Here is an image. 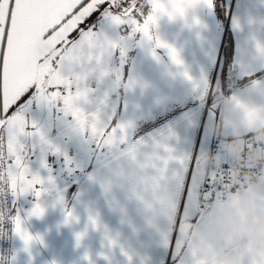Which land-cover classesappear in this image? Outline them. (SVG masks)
Returning <instances> with one entry per match:
<instances>
[{
  "label": "crops",
  "instance_id": "obj_1",
  "mask_svg": "<svg viewBox=\"0 0 264 264\" xmlns=\"http://www.w3.org/2000/svg\"><path fill=\"white\" fill-rule=\"evenodd\" d=\"M193 16L200 19V25L192 24ZM102 21L103 18L97 22V31ZM152 32L180 52L184 67L196 81L207 79L213 89L212 108L206 109V100L201 102L202 90H195L193 84L179 74L184 68L171 62L166 49L156 50L161 57L158 62L151 55L154 43L140 44L137 36L124 83L129 79L138 83L132 89L123 86L119 99L116 91H100V95L108 92V99L117 100L116 108L112 109L110 103L111 107L109 105L104 112L113 116L114 122L131 123L130 144L143 141L150 146L171 128L180 137L178 142L171 143L176 154L182 155L196 148L199 138V148L203 150L201 172L218 176L221 165L228 157L237 158L241 146L254 139L264 142V56L256 48L257 42L264 44V0H214L211 10L203 6L189 9L187 21L161 16ZM226 35L232 47L231 56L227 57L225 52L220 79L214 81ZM229 68L239 78V86L233 92L228 91ZM256 78L261 80L257 83L253 80ZM95 96L92 94V98ZM87 109L91 111V105ZM205 111L208 119L202 128L200 120ZM28 115L48 139L54 135L55 139L50 140L67 152L71 150L75 170L69 175L64 158L46 148L42 151L37 143L32 156L33 169L47 177L48 170L40 164L42 158L46 159L56 187L51 195L41 198L46 209L42 217L28 216L37 202L32 195L15 201L25 229L44 241L43 244L34 242L29 256L23 251V242L14 235L15 264H52L53 261L89 264L86 254L92 264H109L100 256L101 252L110 254L111 264H129L120 247L109 251L105 230L118 238L119 244L132 256V264H141L142 260H147V264H174L173 254L165 244L166 237L170 236V220L165 218L150 192L141 191L143 200L132 195L137 177L145 173L129 159L117 161L107 150L101 154L79 139L69 140L66 136L62 145L56 136L67 132L66 121L55 109L49 110L46 105L32 101ZM126 147L122 145L121 149ZM141 150L150 151V148ZM214 155L217 158L212 163ZM109 181V188L102 187ZM57 190L64 197L62 205L55 203ZM65 209L72 210L78 222L65 224ZM90 215L98 217L99 230L90 225ZM262 227L264 172L258 185L225 199H220L213 189L206 201L204 219L192 223L183 233L186 264L194 260L201 264H264V233L260 239L256 235L257 229ZM85 230L87 234L77 247L76 233Z\"/></svg>",
  "mask_w": 264,
  "mask_h": 264
},
{
  "label": "snow or ice",
  "instance_id": "obj_2",
  "mask_svg": "<svg viewBox=\"0 0 264 264\" xmlns=\"http://www.w3.org/2000/svg\"><path fill=\"white\" fill-rule=\"evenodd\" d=\"M147 3L150 11L145 14L144 0H0V239L7 235L4 223L10 220L13 234L23 242V251L29 256L33 243L43 244L44 241L25 229L15 201L32 195L37 202L28 216L42 217L46 209L41 198L51 195L56 187L46 159L42 158L40 164L48 170L47 177L33 169L32 156L37 143L42 151L46 148L53 155L63 156L69 175L75 170L68 152L48 139L38 123L29 118L31 102L35 101L63 115L69 140L79 139L101 154L107 150L117 161L127 158L145 173L137 177L132 195L143 200L141 191L152 194L155 204L171 222L170 236L166 237L165 244L173 254L174 264H186L183 233L192 223L204 219L206 201L217 179L224 178L225 172L218 176L201 172L203 150L199 148V138L197 147L191 152L177 155L171 141L178 142L180 137L171 128L150 146L143 141L130 144L131 123L114 122V117L104 112L108 107V92L94 111L82 107V104L92 103L90 95L95 90L85 85L90 76H95L98 83L111 78L114 89L121 85L132 89L137 85L134 79L124 83L121 68L130 43L139 36L140 44L154 43L151 55L158 62L161 57L156 50L166 49L171 62L184 68L179 74L190 81L195 90H202L201 102L206 100V109L212 108L213 89L207 79L196 81L184 67L180 52L154 36L152 29L161 16L187 21L189 9L203 6L211 10L214 0H147ZM100 18L123 35L113 39L104 31H97L96 22ZM192 24L200 25L201 21L193 16ZM256 48L264 56V44L257 42ZM117 54L121 65L114 67L111 62ZM253 80L258 83L261 79ZM207 119L205 111L200 120L202 128ZM122 145L127 147L122 150ZM142 147L150 151H142ZM228 167L224 165L225 170ZM110 186L111 181L102 184L106 189ZM55 203H64L58 190ZM65 215V224L73 220L78 222L72 210L65 209ZM89 223L99 230L98 217L90 215ZM105 231L109 251L120 247L132 264V256L119 244L118 238ZM86 234L87 230L76 233L77 247ZM100 256L111 264L108 252H101ZM16 259V253L10 257L0 254V264H15ZM85 259L92 264L87 254ZM141 264H147V260H142ZM192 264L201 262L194 260Z\"/></svg>",
  "mask_w": 264,
  "mask_h": 264
},
{
  "label": "built area",
  "instance_id": "obj_3",
  "mask_svg": "<svg viewBox=\"0 0 264 264\" xmlns=\"http://www.w3.org/2000/svg\"><path fill=\"white\" fill-rule=\"evenodd\" d=\"M228 91L233 92L239 86V78L233 73L232 68L227 70ZM217 156L212 157V163L216 162ZM228 169H224V165ZM225 172L222 179H217L216 186L213 188L220 199H225L240 191H244L260 183L264 172V142L260 139L248 141L239 149L238 157L233 159L228 157L221 165L219 174ZM11 221L4 223L7 235L0 239V254L6 257L13 255L14 234Z\"/></svg>",
  "mask_w": 264,
  "mask_h": 264
},
{
  "label": "rangeland",
  "instance_id": "obj_4",
  "mask_svg": "<svg viewBox=\"0 0 264 264\" xmlns=\"http://www.w3.org/2000/svg\"><path fill=\"white\" fill-rule=\"evenodd\" d=\"M146 9H149L150 10V6L148 5L147 3V0H144V12H148V10ZM100 30L99 31H104L109 37L115 39L117 38L119 35H123V33H118L114 28H112L108 22L106 20L102 21L101 22V26H99ZM226 41H225V37L223 39V46H222V51L219 55V58H218V62H217V70L215 72V78H214V81L215 79H220V75H221V69L224 68V65H225V61H224V57H225V52H226V45H225ZM135 51V41H132L128 47V50H127V54L126 56L124 57V62H123V65H122V68H121V74H122V77H123V80L125 81L127 79V69L131 63V61L133 60V53ZM112 65L115 67V66H120L121 65V59L119 57V55L117 54V56L112 60ZM125 73V74H124ZM88 88H91V89H94L95 91L92 93V94H96V96L94 98H92V94L90 95V99L92 101L91 104H82V107L86 108L89 107V105H91V111H94L95 108L97 107L98 103H99V100L103 99V96L100 95V91H105V90H110L112 92L116 91L117 93V99L120 98V95L119 92L120 90L123 88V85H121L118 89H114V85H113V81L111 78H108V79H105L102 83H98L97 79L95 76H90L85 84ZM112 87V88H110ZM99 98V100H97ZM97 100V101H96ZM95 101V102H94ZM110 103H112L113 107L112 109L115 107H117V100L115 99H108V106L110 105ZM94 107V108H93ZM111 107V105H110ZM108 108V107H107ZM105 108V109H107ZM89 109H87L88 111ZM66 131L62 132V133H58L56 138L57 140L60 139L61 141V144L64 145V143L66 142L65 141V138L66 137ZM50 139H55V136L52 135L50 137ZM70 151H68V154L70 156ZM74 156V155H73ZM63 157V156H62ZM54 168V166H52ZM14 253V251H13Z\"/></svg>",
  "mask_w": 264,
  "mask_h": 264
},
{
  "label": "trees",
  "instance_id": "obj_5",
  "mask_svg": "<svg viewBox=\"0 0 264 264\" xmlns=\"http://www.w3.org/2000/svg\"><path fill=\"white\" fill-rule=\"evenodd\" d=\"M229 40L230 39H228V36L226 35V37H225V41H226L225 45H226V53H227L226 56L227 57L231 56V50H232L231 43H230Z\"/></svg>",
  "mask_w": 264,
  "mask_h": 264
},
{
  "label": "clouds",
  "instance_id": "obj_6",
  "mask_svg": "<svg viewBox=\"0 0 264 264\" xmlns=\"http://www.w3.org/2000/svg\"><path fill=\"white\" fill-rule=\"evenodd\" d=\"M262 233H264V227L258 228L257 232H256V235H257L258 239L262 238Z\"/></svg>",
  "mask_w": 264,
  "mask_h": 264
},
{
  "label": "water",
  "instance_id": "obj_7",
  "mask_svg": "<svg viewBox=\"0 0 264 264\" xmlns=\"http://www.w3.org/2000/svg\"><path fill=\"white\" fill-rule=\"evenodd\" d=\"M100 20H102V18H101V19H99L98 21H100ZM98 21H97V22H98ZM97 22H96V24H97Z\"/></svg>",
  "mask_w": 264,
  "mask_h": 264
}]
</instances>
